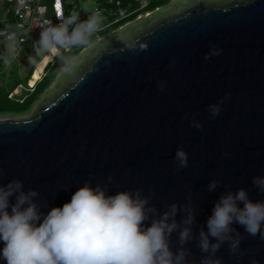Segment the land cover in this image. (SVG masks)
Wrapping results in <instances>:
<instances>
[{
    "label": "water",
    "instance_id": "1",
    "mask_svg": "<svg viewBox=\"0 0 264 264\" xmlns=\"http://www.w3.org/2000/svg\"><path fill=\"white\" fill-rule=\"evenodd\" d=\"M213 46L222 55L206 61ZM76 57L31 116L0 121V184L19 179L25 191L37 190L44 214L88 179L110 194L152 190L161 212L191 194L196 236L224 192L243 188L251 201H264L253 184L264 177V0H171ZM212 104L221 114L209 119ZM178 147L188 155L179 172ZM213 179L221 184L209 192ZM232 227L241 252L232 256L223 244L222 264H264V239ZM187 247L202 258L195 240Z\"/></svg>",
    "mask_w": 264,
    "mask_h": 264
},
{
    "label": "clouds",
    "instance_id": "2",
    "mask_svg": "<svg viewBox=\"0 0 264 264\" xmlns=\"http://www.w3.org/2000/svg\"><path fill=\"white\" fill-rule=\"evenodd\" d=\"M57 19L59 23L45 20L40 25L34 51L36 56L60 60L64 70L71 72L79 63L73 50L93 47L92 38L102 30L103 16L97 10L81 20L80 14L73 11L68 16L58 15ZM0 36L8 42V54H13L15 33L0 32ZM141 50L146 51L147 46L142 45ZM222 52L213 46L204 59ZM9 62L5 57L4 63ZM32 62L35 63L34 58ZM158 89L164 91L163 83ZM220 104L209 106V119L220 116ZM190 126L203 131L198 121H191ZM175 160L177 172L188 167V155L182 147L177 148ZM112 180L109 175V183ZM220 184L217 179L211 180L208 191H215ZM253 184L264 193V177H254ZM39 195L34 189L25 191L19 179L0 184V259L6 264H222L216 253L223 244L228 243L232 256L241 252L242 237L232 227L234 223L243 226L249 235L259 234L264 239V201H251L243 188L220 196L207 219V231L201 226L198 236L193 231L196 207L191 194L186 203H171L161 212L151 204L152 190L148 195L142 188L110 194L107 185L93 186L88 179L70 201L62 207H51L46 214L35 199ZM241 203L243 207L239 206ZM178 213L182 214L179 221ZM193 240L203 254L199 261L187 247Z\"/></svg>",
    "mask_w": 264,
    "mask_h": 264
},
{
    "label": "built area",
    "instance_id": "3",
    "mask_svg": "<svg viewBox=\"0 0 264 264\" xmlns=\"http://www.w3.org/2000/svg\"><path fill=\"white\" fill-rule=\"evenodd\" d=\"M49 1V5H47ZM152 0H0V32L15 33L16 45H24L27 38L40 37V25L45 20H50L53 24L59 23L58 15L68 16L73 11L80 14L81 20L87 19L92 12L99 10L103 16L102 31L112 29L115 32L125 25L131 24L153 13L146 12V8ZM94 2L93 9L86 8L88 4ZM156 8L154 11H156ZM11 25V29H7ZM94 35L95 42L103 37L99 33ZM4 36H0V45L6 43ZM45 56L42 60H44ZM41 60V61H42ZM57 60V59H56ZM56 60H50L39 72L36 79L34 73L40 62L34 65L26 81V85L21 84L9 90L8 98L16 101L22 99L24 94L32 93L36 85L47 75L48 71ZM31 81H33L31 83Z\"/></svg>",
    "mask_w": 264,
    "mask_h": 264
},
{
    "label": "rangeland",
    "instance_id": "4",
    "mask_svg": "<svg viewBox=\"0 0 264 264\" xmlns=\"http://www.w3.org/2000/svg\"><path fill=\"white\" fill-rule=\"evenodd\" d=\"M170 2L171 0H152L148 10L154 11L155 7L160 8L165 5H168ZM46 3L47 5L50 4L49 1H47ZM94 7H95V3L92 2L88 4L86 8L93 9ZM11 28H12L11 25H7V29H11ZM114 28L116 27L100 32L99 36L104 38L105 36L110 34L111 33L110 31L113 30ZM92 39L95 42V37H93ZM27 40L28 42H26L24 45L17 46L15 44L14 53L11 55H9L7 52L8 42L2 43L0 45V90L2 92L9 91L17 83L25 86L26 81L29 78V74L34 68V65L41 59V57L36 56L34 47H33L34 43L39 40V37L29 36ZM78 50L79 49H74L72 55H74ZM77 55H79V53L76 54L75 56ZM5 57H7L10 61L8 64L4 63ZM33 58L35 59V63L32 62ZM54 64H55V68L52 71V76L54 77L53 82L56 80L57 76L59 75V72L63 69V66L60 60L57 59ZM52 83L50 84V86L52 85ZM49 87L47 89H49ZM45 91L46 89L42 92L39 100L34 103V105L32 106L31 110L28 113L21 115V116H12V115L2 116L0 115V121L14 120L17 118L19 119V118H25V117L31 116L33 111L42 101Z\"/></svg>",
    "mask_w": 264,
    "mask_h": 264
},
{
    "label": "trees",
    "instance_id": "5",
    "mask_svg": "<svg viewBox=\"0 0 264 264\" xmlns=\"http://www.w3.org/2000/svg\"><path fill=\"white\" fill-rule=\"evenodd\" d=\"M150 3L148 7L146 8V12H150V10H148ZM156 8L158 7H155V9ZM83 49L84 48L79 49L74 54V56L80 53ZM43 58L44 57H41V59L36 64H38ZM54 68H55V64H53V66L48 71L47 75L36 85V87L34 88V91L32 93H27L26 95H24L22 99L18 101L8 98L9 91L2 92L0 90V115L2 116H8V115L9 116L10 115L21 116V115L28 113L31 110L34 103L39 100L42 92L45 89H47L50 86V84L53 82L54 77L52 76V71L54 70ZM17 85H19V83H17L15 86Z\"/></svg>",
    "mask_w": 264,
    "mask_h": 264
},
{
    "label": "bare ground",
    "instance_id": "6",
    "mask_svg": "<svg viewBox=\"0 0 264 264\" xmlns=\"http://www.w3.org/2000/svg\"><path fill=\"white\" fill-rule=\"evenodd\" d=\"M50 60H51L50 58L46 57L44 60H42V61L40 62V64L38 65V67H37V69H36V71H35V73H34V79H36V77L38 76L39 72L42 71V69L45 67L46 63H47L48 61H50ZM32 82H33V81H31V83H32Z\"/></svg>",
    "mask_w": 264,
    "mask_h": 264
}]
</instances>
